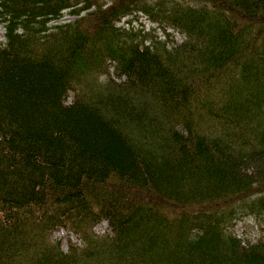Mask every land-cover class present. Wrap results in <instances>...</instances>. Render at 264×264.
I'll return each instance as SVG.
<instances>
[{
  "label": "trees",
  "instance_id": "1",
  "mask_svg": "<svg viewBox=\"0 0 264 264\" xmlns=\"http://www.w3.org/2000/svg\"><path fill=\"white\" fill-rule=\"evenodd\" d=\"M0 24V264H264L234 233L264 219V0H0Z\"/></svg>",
  "mask_w": 264,
  "mask_h": 264
},
{
  "label": "rangeland",
  "instance_id": "2",
  "mask_svg": "<svg viewBox=\"0 0 264 264\" xmlns=\"http://www.w3.org/2000/svg\"><path fill=\"white\" fill-rule=\"evenodd\" d=\"M71 18H72L71 16H65L61 20H68ZM127 19L128 18L122 19V21L119 23V25L126 26L125 21ZM139 23H141V26L144 27L145 29H149L150 27L154 28V26H155L154 23L147 22L145 20V18L142 16L137 18L136 22H134V25L138 26ZM153 28H151V29H153ZM158 32L161 33L160 30H158ZM173 34H174L173 36H174L175 41L181 40L180 35H178L176 33H173ZM3 38H4L3 27L0 24V41L3 40ZM68 94H69V99H72L73 92H69ZM252 197H255V196H252ZM243 214H245V215H243ZM240 215H243V216L240 217L241 219L238 220V222L235 224L234 233L239 237L247 238L249 240H255L258 237H260L264 240V222H263L264 219L258 220L254 215H252V216L250 215V217H249V215L247 213H241ZM259 223H262V224L259 225ZM107 228H108V226H107L106 221H103L100 224L96 225L94 229L97 232H102V231L106 230ZM67 235L68 234L66 233V231L64 229H59V230L51 233L52 242L55 241L57 238H62L61 247L65 248L66 247L65 246L66 245L65 239L67 238ZM69 238L71 239L72 242L76 241V238L73 234H70Z\"/></svg>",
  "mask_w": 264,
  "mask_h": 264
}]
</instances>
